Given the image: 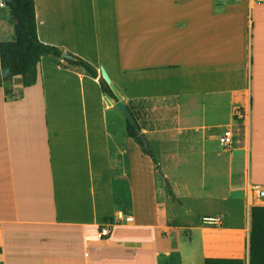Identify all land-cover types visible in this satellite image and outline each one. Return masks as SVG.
Segmentation results:
<instances>
[{
    "label": "crops",
    "instance_id": "obj_1",
    "mask_svg": "<svg viewBox=\"0 0 264 264\" xmlns=\"http://www.w3.org/2000/svg\"><path fill=\"white\" fill-rule=\"evenodd\" d=\"M68 1L35 0L39 39L63 56L41 59L35 85L7 76L0 88V264H249L251 208L264 202L253 190L264 188V0H140L134 11L82 0L88 17L59 9ZM74 56L108 74L162 175L116 95ZM199 180H225L227 194L172 187ZM190 199L216 213L176 234L187 227L170 212L190 219Z\"/></svg>",
    "mask_w": 264,
    "mask_h": 264
},
{
    "label": "trees",
    "instance_id": "obj_2",
    "mask_svg": "<svg viewBox=\"0 0 264 264\" xmlns=\"http://www.w3.org/2000/svg\"><path fill=\"white\" fill-rule=\"evenodd\" d=\"M14 20V38L0 41V88L4 78L2 74L10 69L8 75L20 77L25 87L37 83L38 65L45 56L61 58L63 51L53 45L43 43L38 36L36 2L35 0H13L8 2ZM69 63L85 68L94 78H99V83L104 92L115 96L107 81L99 76L98 70L89 62L78 56L68 60ZM128 131L131 137L136 138L143 146L145 154L151 156L156 172L162 175L160 163L154 149L146 147L140 132L129 121ZM168 194L176 197L168 188ZM205 264H246L245 259L233 258H207ZM249 264H264V206L255 205L251 208V233L249 242Z\"/></svg>",
    "mask_w": 264,
    "mask_h": 264
},
{
    "label": "rangeland",
    "instance_id": "obj_3",
    "mask_svg": "<svg viewBox=\"0 0 264 264\" xmlns=\"http://www.w3.org/2000/svg\"><path fill=\"white\" fill-rule=\"evenodd\" d=\"M0 2H1V0H0ZM72 2L75 3V5L77 7V10H78V13H82L84 15L85 14L86 15L87 14L90 15V11H89L88 7L86 9V12L83 13L84 12V8H83L84 2H82V0H73ZM136 2L138 4H141L140 0H136ZM129 5H132L133 7L131 9H129L128 8ZM6 6H8V5H6ZM127 8L130 11H134L136 8H139V7H136L133 1L130 2L128 0L124 4V10H126ZM6 9H7L5 11L6 14L0 13L2 15V18L0 19V26L3 25V27L0 28V41L7 40V39H13L14 29H13L11 20L9 18V16H12V10H11L10 7H6ZM88 15H87V17H88ZM12 22H14L13 19H12ZM153 146L155 147L154 144H153ZM160 182L163 183L164 181L160 180ZM225 184H226L225 180H217V181H213V180H204V181H202V180H199V181H196V182H189V183H186V184L183 183V182L175 181V182H173L172 187H173L174 191L176 193H178L181 197H185L186 198L189 194L194 195V196L195 195L204 196L206 194L213 195V196H217L218 194L225 195V193L227 194V192H226L227 189L225 187ZM186 203L188 204V206H189V208H190V210L192 212L191 214H188L190 219L184 218L185 214L182 211H180L178 213L177 211H172L171 210V212H170V214L173 215V217L176 220H178L185 227H187L186 229H181V230L175 231L176 234L184 233L185 235H188L190 232L195 231V229H193V227H195L196 222L198 220V217L201 215L200 213L209 214V215L212 214V213H216L215 211H213L214 208H212V207H204L203 205H200L199 202H194L191 199L190 200H186ZM258 204L264 205V202H258ZM241 212H238V213L235 214V219L234 220H238L239 221L240 217L244 218L243 214ZM237 214L240 215V216H238V218H236ZM203 218L204 217H202V219ZM226 220H228V222H231V216L227 214V219L224 220V223H226ZM169 233H173V231L170 230Z\"/></svg>",
    "mask_w": 264,
    "mask_h": 264
},
{
    "label": "built area",
    "instance_id": "obj_4",
    "mask_svg": "<svg viewBox=\"0 0 264 264\" xmlns=\"http://www.w3.org/2000/svg\"><path fill=\"white\" fill-rule=\"evenodd\" d=\"M7 5V2L5 0H2L0 2V8H4ZM220 143L226 147L229 148L233 145L234 143V133L232 130L227 129L222 136L220 137ZM254 190V194L256 193L257 196L259 198H261L262 200H264V188H260L259 186H255L253 188ZM127 221H132L131 217L127 218ZM204 224H208L211 226H220L221 221L218 217L215 216H206L202 219ZM114 229V224L112 223H107V224H103L102 226H100L99 228V236L101 239H105L111 236L112 232ZM2 236V232L0 230V238Z\"/></svg>",
    "mask_w": 264,
    "mask_h": 264
},
{
    "label": "water",
    "instance_id": "obj_5",
    "mask_svg": "<svg viewBox=\"0 0 264 264\" xmlns=\"http://www.w3.org/2000/svg\"><path fill=\"white\" fill-rule=\"evenodd\" d=\"M9 3H12L13 0H7ZM66 58H69L70 56L65 55ZM11 73L10 69H7L4 71V73L2 74V77L5 78L7 77L9 74ZM102 76L103 78L108 82L110 88L112 89V91L115 93L116 97L118 98V102L115 103V107L120 109L122 112H124V114L127 116L128 120L135 126V128L137 129L138 132H140L141 137L146 145L147 148L150 147L149 142L147 140V138L141 133V129L140 126L137 122V120L135 119L134 115L132 114V112L130 111V109L127 107V105L125 104L120 92L118 91L117 87L115 86V84L113 82H111L108 74L102 70ZM107 96L109 97V95L107 94Z\"/></svg>",
    "mask_w": 264,
    "mask_h": 264
},
{
    "label": "bare ground",
    "instance_id": "obj_6",
    "mask_svg": "<svg viewBox=\"0 0 264 264\" xmlns=\"http://www.w3.org/2000/svg\"><path fill=\"white\" fill-rule=\"evenodd\" d=\"M125 2L126 1H128V0H124ZM124 2V3H125ZM64 3V5H62V4H59V9H65L66 7H68V12H71V13H73L74 15H76V12H78V10H77V7H76V5H75V3L74 2H70V1H68V4H66L65 2H63ZM66 4V5H65ZM135 6L136 7H141V5L140 4H135Z\"/></svg>",
    "mask_w": 264,
    "mask_h": 264
}]
</instances>
